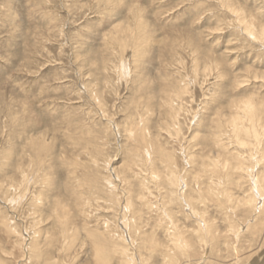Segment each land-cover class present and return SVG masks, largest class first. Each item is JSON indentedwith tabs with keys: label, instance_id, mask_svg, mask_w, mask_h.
<instances>
[{
	"label": "rangeland",
	"instance_id": "rangeland-1",
	"mask_svg": "<svg viewBox=\"0 0 264 264\" xmlns=\"http://www.w3.org/2000/svg\"><path fill=\"white\" fill-rule=\"evenodd\" d=\"M263 36L264 0H0V264H263Z\"/></svg>",
	"mask_w": 264,
	"mask_h": 264
},
{
	"label": "bare ground",
	"instance_id": "bare-ground-1",
	"mask_svg": "<svg viewBox=\"0 0 264 264\" xmlns=\"http://www.w3.org/2000/svg\"><path fill=\"white\" fill-rule=\"evenodd\" d=\"M251 27V26H250ZM264 37V36H263ZM248 107V106H247ZM246 107V108H247ZM250 113V112H249ZM258 113V112H257ZM250 125V124H249ZM262 125V124H261ZM245 126V125H244ZM240 129V128H239ZM242 129V128H241ZM240 131V130H239ZM242 131V130H241ZM259 134V133H258ZM179 178V177H178ZM177 178V179H178ZM220 182V181H219ZM214 183V182H213ZM221 183V182H220ZM255 186H256V188H255V190H256V193L259 195V192L261 193V188H260V186H259V179L257 178V179H255ZM260 188V189H259ZM260 191H259V190ZM178 195V194H177ZM258 197V196H257ZM259 199V198H258ZM260 204H259V206L257 205V210H260L261 209V207H263L264 206V201H263V204H262V202H259ZM195 208V207H194ZM261 211V210H260ZM190 212V211H189ZM259 212V211H258ZM198 216V215H197ZM130 224V223H129ZM175 229V228H174ZM232 233V232H231ZM237 236V235H236ZM238 237V236H237ZM180 239V238H179ZM201 240H202V238H201ZM179 243V242H178ZM175 244V243H174ZM182 245V244H181ZM187 245V244H186ZM186 245H184V246H186ZM183 247V246H182ZM264 247H262L261 249H263ZM260 249V250H261ZM186 250V249H185ZM259 250V251H260ZM259 251L258 252H256V254H258L259 253ZM262 251V250H261ZM255 254V255H256ZM255 255H251L250 256V259L249 260H251ZM238 257H239V255H238ZM240 258H241V256H240ZM206 260V259H205ZM132 261V260H131ZM240 262V261H239ZM263 264H264V262H263Z\"/></svg>",
	"mask_w": 264,
	"mask_h": 264
}]
</instances>
